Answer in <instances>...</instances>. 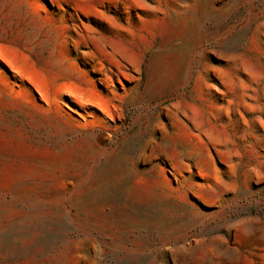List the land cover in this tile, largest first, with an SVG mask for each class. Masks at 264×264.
Listing matches in <instances>:
<instances>
[{
  "label": "rangeland",
  "instance_id": "374dc122",
  "mask_svg": "<svg viewBox=\"0 0 264 264\" xmlns=\"http://www.w3.org/2000/svg\"><path fill=\"white\" fill-rule=\"evenodd\" d=\"M0 264H264V0H0Z\"/></svg>",
  "mask_w": 264,
  "mask_h": 264
},
{
  "label": "bare ground",
  "instance_id": "6f19581e",
  "mask_svg": "<svg viewBox=\"0 0 264 264\" xmlns=\"http://www.w3.org/2000/svg\"><path fill=\"white\" fill-rule=\"evenodd\" d=\"M77 37V36H76ZM78 38V37H77ZM81 39V38H80ZM86 39V38H85ZM119 39V38H118ZM88 39H86L87 41ZM78 42V41H77ZM125 43V42H124ZM115 44V43H114ZM98 45V44H97ZM113 45V44H112ZM117 45V44H115ZM118 46V45H117ZM101 50V49H100ZM103 50V49H102ZM127 50V49H126ZM113 58V57H112ZM73 66V65H72ZM119 67V66H118ZM59 92H66L68 94H70L71 96H73L76 100H77V94H78V90L74 89V88H68V87H63L59 89ZM79 98V97H78ZM80 99H78L77 101H79ZM80 104H83L84 101L81 100V102H79ZM201 115V114H200Z\"/></svg>",
  "mask_w": 264,
  "mask_h": 264
}]
</instances>
